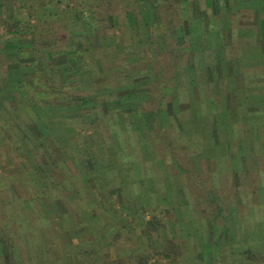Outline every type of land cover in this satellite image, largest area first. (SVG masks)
I'll return each mask as SVG.
<instances>
[{
  "label": "rangeland",
  "instance_id": "374dc122",
  "mask_svg": "<svg viewBox=\"0 0 264 264\" xmlns=\"http://www.w3.org/2000/svg\"><path fill=\"white\" fill-rule=\"evenodd\" d=\"M168 1L177 8L164 19L169 20V30L179 41L170 40L168 49L176 50L177 54L168 49L157 55L152 51L153 47L156 51L159 49L155 40H159V33L164 31L159 22H154L152 32L140 30L136 40L138 46L129 42L124 44L128 50L142 51L136 62L128 61L124 55L110 59V62L119 61L120 65L133 64H129V67H134L132 72L118 75L122 79L120 84L134 83L138 89H149L152 82L148 83L145 75L149 65H153L159 73V79L152 83L154 93L158 94L163 79L170 81L177 91L168 93L169 100L176 96L172 106L175 115L171 113L172 108L168 110L171 124L167 128L168 135L157 133L148 138H152L151 155L147 152L151 148L143 143L147 137L142 140L144 137L132 126L122 128L113 120L106 124L109 129L120 130V134L113 137L123 150L122 158L115 159L120 162V171H123L124 163L127 165L133 161L134 171L140 164V177L130 171L137 179L133 178L125 186V193L121 192L119 184L97 188L94 185V192L85 191L80 197L74 189L82 185L78 178L73 186L39 187L30 182V166L25 168L31 165L27 155L14 151L10 147L11 140L4 142L0 133V221L2 225L11 223L18 251L16 256L18 254L24 264H216L214 253L207 247L216 238L222 241V246L232 243L231 249L221 250L222 262L217 264H264V186L261 184L263 192L259 194L255 192L256 183L251 182L249 186L247 180L243 183L245 193L243 189L241 193H232L233 187L241 180L221 169L236 164L224 160L222 163L220 156L216 155L210 158L214 159L213 163L201 160L204 145L208 143L206 136H188L183 129L184 122L192 115L188 107L192 99L198 97V86L201 83L205 86L209 98L217 95L213 82H202L204 71L200 67L195 69L197 86L191 87L195 83H191L192 80L189 83L185 76L187 66L193 62L191 57L198 51L195 49V31L197 28L209 29L214 42V34L217 33L215 23H221L220 34L225 33L226 36L220 40L226 41L227 32L232 29V34L237 36L232 44L240 48L255 41L253 35L246 33L256 28L254 12L248 8L249 1L246 0H219V11L214 5L215 0ZM41 15L47 17V12ZM233 53L243 54L244 48L240 51L234 49ZM249 55V51L244 53L246 57ZM207 61L211 65L215 63L213 58ZM240 62V75L255 70L252 66L242 65L241 58ZM118 76H113L111 82L117 83ZM78 85H68L67 90L73 89L71 93L77 94L75 90H81ZM218 86L224 91L221 80ZM134 92L133 95L137 94ZM241 99L238 94L228 102H240ZM257 118L255 116L252 121V127L259 128L257 136H253L256 140V153L251 155L253 160L257 157L255 154H262L264 148V122ZM78 119L68 120L67 125L79 127ZM78 132L79 129H73V137L70 136L73 139L66 153L74 152V141L78 140L74 135ZM249 139L245 136L244 142ZM261 158L264 160L263 154ZM199 164L204 172L199 170ZM247 168L243 165L240 169H245L247 174ZM60 170L65 171L66 168H59V173ZM251 176L252 172L249 178ZM147 177H151L150 182H147ZM257 178L264 183V177ZM196 230L200 233L197 234ZM0 264H4L1 258Z\"/></svg>",
  "mask_w": 264,
  "mask_h": 264
},
{
  "label": "trees",
  "instance_id": "16d2710c",
  "mask_svg": "<svg viewBox=\"0 0 264 264\" xmlns=\"http://www.w3.org/2000/svg\"><path fill=\"white\" fill-rule=\"evenodd\" d=\"M174 6L168 0H0V133L4 142L11 140L14 151L27 155L31 165L25 168L30 166L31 183L49 189L73 186L79 179L82 185L74 189L82 197L102 185L119 184L125 193V186L137 179L130 173L133 161L123 162V171L118 168L120 162L115 159L122 158L123 150L113 137L120 130L106 124L113 120L122 128L132 126L142 140L147 137L143 143L151 148L152 138H148L168 135V110L176 97L169 100L168 93L177 91L163 79L158 94L154 93L152 83L159 73L153 65L145 75L152 82L149 89L120 84L118 75L134 67L110 59L124 55L136 62L142 51L128 50L124 44L138 46L140 30L152 32L154 22L164 29L155 40L159 45V52L152 49L155 55L166 52L170 40L179 42L169 30L171 23L164 19L171 16ZM45 12L47 17L40 16ZM113 76H118L117 83L111 82ZM76 84L81 89L75 90L77 94L67 90ZM75 119L79 127L67 125ZM76 128L74 152L66 153ZM147 152L151 155L152 148ZM59 168L66 170L59 173ZM147 178L150 182L151 177ZM10 224L0 221L1 263L24 264L16 256ZM221 242L216 238L207 246L217 263L222 262L221 250L232 246Z\"/></svg>",
  "mask_w": 264,
  "mask_h": 264
},
{
  "label": "crops",
  "instance_id": "0c3cea01",
  "mask_svg": "<svg viewBox=\"0 0 264 264\" xmlns=\"http://www.w3.org/2000/svg\"><path fill=\"white\" fill-rule=\"evenodd\" d=\"M246 1H249L247 6L253 10L256 18L254 20L256 28L246 32L249 36L253 35L252 37H254L255 41H251L252 43H242L243 45L240 48L238 47L239 45L235 47V43L232 44V42L237 40V36L232 34V29L227 32L228 39L226 41L220 40V38L225 39L226 36L225 33L220 34V30L223 27L221 23H215L217 33L214 34V42L211 40L213 33L209 32V29L197 28L194 33L197 36L195 49L198 51L194 57H191L193 62L187 66L185 76L189 79V83L191 80V83H195L191 84V87L197 86V81L194 77L196 75L195 69L197 66L200 67L204 71L202 82H213L217 95L209 98L206 94L207 89L201 83L198 86V97L192 99L191 103H189L188 109L191 110L192 115L184 122L183 129L188 136L194 134L206 136L205 139L208 143L204 145L203 149L205 150L202 156L200 155L201 160L208 162L213 155H216L217 157L220 156L218 158L219 160L221 159L222 163L233 162L236 164V166L226 165L221 169L227 171L229 176H234L236 179L241 180L233 187L232 193H241L240 190L243 189V183L248 180L249 186L252 184L251 182L256 183L257 189L255 192L261 194L263 191L260 189L263 188L264 183L261 180L258 181L259 178L257 177H264V160L261 158L262 154L264 156V148L262 154H255L257 157L254 160L251 155L256 153L254 149L256 140L253 136H257L256 133L259 130V128L252 127V121L255 116H258L257 120L264 122V0ZM219 2V0L214 2L217 11L220 10ZM190 32H193V30L191 29ZM238 33H240V30ZM239 37L241 38V35ZM204 39H206L205 43L203 42ZM243 48L244 53L249 51L251 55L247 57L244 56V53L234 55V49L240 51ZM211 49L214 50L211 51ZM208 58H213L215 63L213 65L208 63ZM240 58L242 59V65L252 66L255 70L252 73L248 72L246 75L243 73L240 75L242 70L238 67L239 63H241ZM220 80L224 91H221V87L218 86ZM238 94L242 96L240 102H228ZM171 108V113L175 114L173 107ZM168 126H171V124ZM261 131H263V127ZM245 136L250 138L247 143L244 142ZM239 149H241L240 152L238 151ZM238 154H241V156H238ZM259 155L261 156L258 157ZM211 161L213 163L214 159ZM203 163L205 162L203 161ZM252 164L255 166H252ZM243 165L248 167L246 170L247 174L245 169H240ZM199 170L204 172L201 164H199ZM250 172L253 174L250 178H254L255 181L249 178ZM135 173L136 176L140 177V164ZM209 190L211 191L210 188ZM204 191L207 192L206 190ZM242 192L245 193V189Z\"/></svg>",
  "mask_w": 264,
  "mask_h": 264
}]
</instances>
